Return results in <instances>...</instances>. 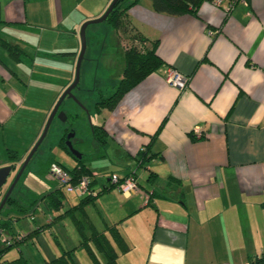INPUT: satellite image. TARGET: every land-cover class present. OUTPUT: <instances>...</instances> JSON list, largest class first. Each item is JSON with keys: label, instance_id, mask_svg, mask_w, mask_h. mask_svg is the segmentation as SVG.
<instances>
[{"label": "crops", "instance_id": "0c3cea01", "mask_svg": "<svg viewBox=\"0 0 264 264\" xmlns=\"http://www.w3.org/2000/svg\"><path fill=\"white\" fill-rule=\"evenodd\" d=\"M111 1L0 0L2 132L12 116L11 107H22L26 100L22 87L33 84L36 90L45 89L52 108L73 81L81 47L78 30L85 21L104 13ZM127 17L147 42H157L156 53L163 66L125 93L113 109L95 111L98 115L103 112L100 123L104 132L100 139L93 135L102 148L99 156L103 161L89 165L83 154L81 158L91 172L96 173V167L107 173L106 177L97 174L92 181V188L100 193L84 210L75 212L74 220L65 211L86 195L70 192L75 197L71 202L63 188L57 187L65 197L60 207L53 209L43 194L55 189L45 190L30 197L35 202L29 205L44 202L50 211L46 222L32 218L35 226L21 229L16 224L30 206L26 208V199L18 194L16 197L25 199L21 202L25 211L8 206L17 215L2 216L12 219L10 232H5L8 236L14 230L26 234L41 227L24 242L33 243L34 239L38 242L40 233L50 231L54 243L38 249L39 264L68 251L75 264H86V258L95 264L80 243L78 221L87 237L93 228L108 236L118 251V264H248L249 258L264 254V0H246L232 7L227 1L215 7L204 0L195 13L180 15L153 10L151 0H135ZM43 30H49L48 39L42 40ZM118 34L121 39L123 34ZM92 37L89 43L86 38L87 47L92 45L90 56L98 49L103 52L109 35L104 33L100 45L94 44ZM63 39L70 40L69 45H63ZM3 41L21 51L11 54ZM39 47L47 55L41 56L47 58L39 59L40 68L35 69L34 56L27 50ZM9 59L23 66L20 75L29 82L20 77ZM166 68L186 77V87L169 85ZM10 150L19 158L16 169L22 159L5 142L0 144V167L13 165ZM131 173H135L140 190L126 196L112 184L110 175ZM66 198L71 202L67 208L63 203ZM110 226L118 229L128 250L118 249ZM55 227L57 233L51 231ZM89 245L103 264V255L92 241ZM14 248L19 246L11 248L4 260L21 254L32 264L31 253L24 255L21 249L17 256L7 258Z\"/></svg>", "mask_w": 264, "mask_h": 264}, {"label": "rangeland", "instance_id": "374dc122", "mask_svg": "<svg viewBox=\"0 0 264 264\" xmlns=\"http://www.w3.org/2000/svg\"><path fill=\"white\" fill-rule=\"evenodd\" d=\"M40 30L42 29H39V31ZM109 30H112V28L109 27L106 22L90 24L88 26V29L86 31V38H88V43L93 39L92 34L95 37L94 44L100 45L102 43V40L104 39V33H108V41L103 48V52L98 49L94 52V56H90L92 55V45H88V47L86 46L87 51L84 54L85 58L80 68V81L78 86L79 88L75 89L73 92L76 98H66L61 105V108L68 111V113L72 115H78V117L70 116L68 121V125H71L75 129V135L72 138L73 143H71L75 150L84 155V159L89 165H98L103 161V157L101 155V152H103L102 148L95 141L90 128L91 124H98L101 122V117L103 114L102 112V114L98 115V113L95 112L94 103L100 100L102 97L110 95L115 90L116 85L120 79V72L122 70V56L120 55L119 51L115 49L114 44L116 42L115 39L111 37V34H109ZM40 33H44L42 40L44 38L48 39L49 30H43ZM79 33L80 29L77 32L78 37ZM49 40H53L52 37H50ZM120 40L122 42L123 48L135 47L142 51L144 50V48H148L143 47L144 45H141L139 42H132L129 37L124 35H122V38ZM61 42L63 45H66L70 42V40L63 39V41ZM27 51L28 53L32 54V56H34L33 61H35L36 63L35 69L40 68L41 61L39 59L47 58L41 56V54H44L45 56L47 55L44 52H41L40 47L37 50L30 49ZM92 57H94V60H90ZM9 61L12 67H14L20 75L19 67L23 68V66H18L15 61L11 59H9ZM27 61L30 63V59H27ZM106 63H114V66L112 68H107ZM22 75L23 73L20 75V77L23 78L25 82H29L28 77L24 76V78ZM32 85H29L27 89L22 87L23 90L21 92V95L28 101L25 100L22 104V107H17L16 105L11 107L10 110L12 111V116L8 120V123H6L4 128L2 129L3 132L0 130V142L2 143V145L5 142V145L7 147L18 151L20 159H22V161L26 159L33 145L39 138L38 137L36 139V135L39 132V127L44 121L45 113L50 109V106H48L51 101L50 93L45 89L36 90V88ZM4 87L8 88L9 86L5 84ZM62 134L63 124L57 118L53 119L45 138L29 160L26 168L24 169L21 177L17 182V186L13 195L20 194L24 196V198L26 199V201L24 202V206L26 208L30 206V208L26 211V215L21 217L19 223L16 224V228L18 229H21L22 227L26 228V225H29L30 228L35 226L32 218H35L37 222L43 224L44 222H46V217H48L50 214V211L48 210V207L44 202L40 203L39 201L34 206L29 205L27 201L29 199L31 200L30 197H34L37 194L44 192L45 190L48 191L49 189H55L61 186L65 191V194L68 196L67 198H69V200L70 198H75L73 196L74 194L67 192L65 186L63 187L62 182L53 174H51L49 170L50 162L54 159L58 160L68 168H71L75 162L74 159H72V157L69 155V153H67L61 146H59V140ZM99 153H101L100 156ZM20 167L21 166L17 164L16 171L13 170L11 172L10 176L7 179V182L3 185L1 192H6L8 190L11 184H9V182L13 181ZM94 169L97 170L96 173L100 177L107 176V173L102 172L104 170H99L96 167ZM1 196L2 195L0 194V201L2 200ZM67 198L63 201L65 208H67L71 202H75V200H70L71 202H69ZM59 212L60 211H58V213ZM116 212L117 211H115L112 215H116ZM6 213H11L10 216L17 215L16 213L10 211V208H8V206L2 210V216L6 215ZM67 222L68 221H64V223L69 224ZM56 229L57 228L55 227L51 231L56 232ZM57 231L62 232L61 229H58ZM53 243L54 241L52 240L51 232L46 230L45 232L39 234L38 242L37 239H34L33 243L31 241H28L27 243L20 244L19 248H14L10 253L7 254V258L17 256L19 253L18 249H21L24 255H28L29 253H31V257L33 258L32 260L30 259V261L32 264H39L40 258L38 257H41V250L38 249L45 250L46 247L48 248V246H52ZM82 254H84L85 258L86 253L83 251ZM236 254L238 255L239 253L236 252ZM85 260L86 264H92L89 259L86 258Z\"/></svg>", "mask_w": 264, "mask_h": 264}, {"label": "trees", "instance_id": "16d2710c", "mask_svg": "<svg viewBox=\"0 0 264 264\" xmlns=\"http://www.w3.org/2000/svg\"><path fill=\"white\" fill-rule=\"evenodd\" d=\"M203 1L204 0H151V4H152L153 10L157 12L166 13L170 15H180V14L187 13V12L195 13L196 8ZM134 3H135V0L134 1L119 0L115 4L114 8L110 11L106 20L103 21V22H106L107 25L112 28L109 34H111V37L115 39V42H116L114 44L115 49L118 50L120 55L122 56V70H121V78L115 90L110 95L106 97H102L100 100L94 103V109L96 112H100L102 109H108V110L113 109L125 93L133 89L148 74L158 70L159 68L163 66L162 59L156 53V43L157 42L156 41L147 42V38H145L137 30H135L131 26L130 21L128 20L127 10ZM118 33H121L124 36L129 37V39L132 42L134 41L139 42L141 45H144L143 47H148V48H144L143 51L135 47L123 48V45H122L121 40L119 39ZM3 45L13 55H18V52L21 51V49H19L16 45L11 44L9 42L3 41ZM106 66L107 68H112L114 66V63L112 64L106 63ZM72 116L78 117V115H72ZM91 125H92L91 129H92L93 135L97 139H100V135L104 132L103 125L101 123L91 124ZM63 139H64L63 137L60 138L59 146L67 150V148L63 144ZM8 153H9L8 154L9 158L13 160L12 164L15 165V163L19 161V158L16 155L17 153L11 150ZM67 153H69L72 159H74V161L76 162L75 165L69 169L61 164L71 174L72 176L71 183L77 184V182L80 179H82L83 177H87L90 179L89 186L92 188V184H93L92 181L94 180L93 172H91L89 168L85 166L82 158L81 159L75 158L69 151H67ZM140 155L143 156L144 152H141ZM53 162H57V161H53ZM57 163L59 164V162ZM131 174L135 176V173H131ZM112 175H116V174L110 175V181H112L111 180ZM116 176L118 177V179L123 178L118 175ZM63 186H66V185H63ZM92 189L96 192L95 195H86V197L80 199V202L78 204L67 209L65 211V215H70L75 220L76 219L74 217L75 212L84 210V208L88 204L94 201L95 199L94 197H97V195L100 193L96 189L94 188ZM43 196L46 197L43 199L46 200V204L48 205V207L53 208V209H58L62 203L61 199L65 197L62 189H55L51 192L43 194ZM24 200L25 199L20 196L18 197L11 196L7 199L2 210L6 208V206L14 205V207L17 208L19 212L25 211L24 207L21 204V202ZM34 202H35L34 200H31V201L28 200V203L30 204H34ZM10 221H12L11 218H8V219L2 218V211H1L0 228L4 229L5 231L7 230L8 232H10L8 230V227H10V224H11ZM77 228L80 232V237H81L80 243L82 246L86 248V251L88 252L89 256L92 258L95 264H100V263H99L98 258L96 257L95 251L89 245L90 241H92L94 248L103 255V258H104L103 264H118L117 263L118 251L112 245L107 235L93 228L91 235L87 237L79 221L77 222ZM41 229H42L41 227H38L32 232L26 233V234H20L16 230H14L11 232L10 236H8L6 233V235L11 241V245L0 248L1 263L2 264H30L27 261V259H25L21 254L18 257L14 259H10V260H6V259L4 260L3 256L11 248L18 247L20 244L27 241L33 233H37ZM108 229H109L110 236L113 242L117 245L118 249L120 251L128 250V245L125 243L118 229L115 226H110L108 227ZM19 236L21 237L18 238ZM43 264H75V262L72 258L71 251H68V252H63L60 256L52 260L45 261ZM248 264H264V254L249 258Z\"/></svg>", "mask_w": 264, "mask_h": 264}, {"label": "water", "instance_id": "95a60500", "mask_svg": "<svg viewBox=\"0 0 264 264\" xmlns=\"http://www.w3.org/2000/svg\"><path fill=\"white\" fill-rule=\"evenodd\" d=\"M119 0H112L111 3L109 4L108 8L105 10V12L98 18L92 19V20H88L85 21L81 28H80V52L78 54L77 60H76V65H75V71H74V78L72 83L62 92L61 96L59 97V99L57 100V102L55 103L52 111L50 112L45 126L43 128V131L41 133V135L39 136L38 140L36 141V143L33 145L32 149L30 150L28 156L26 157V159L24 160V162L22 163L20 169L18 170L15 178L13 179L11 185L9 186L8 190L6 191L4 197L2 198V200L0 201V213L2 211V208L4 207L8 197L10 196L12 190L14 189L15 185L17 184L19 178L21 177V174L23 173L24 169L26 168L29 160L31 159V157L33 156V154L35 153V151L37 150V148L39 147V145L42 143L43 139L45 138L47 131L49 129V126L52 122V120L55 117V114L59 108V106L61 105V103L63 102V100L65 99V97L69 96V97H73L72 95V90L78 85L79 81H80V68H81V64L84 58V54L86 51V46H87V39H86V28L88 25L90 24H95V23H101L103 21L106 20L107 16L109 15L110 11L114 8L115 4L118 2ZM61 120H65L66 119V115L63 111H60L57 115ZM75 135V132H71L70 134H68L67 136V143L66 145L68 146L71 154L78 159H81V154L79 153V151L75 150L70 142V139ZM14 170V167L12 165H6V166H2L0 167V190L3 187V185L6 183L7 178L9 177V175L11 174V172Z\"/></svg>", "mask_w": 264, "mask_h": 264}, {"label": "built area", "instance_id": "2783aa9c", "mask_svg": "<svg viewBox=\"0 0 264 264\" xmlns=\"http://www.w3.org/2000/svg\"><path fill=\"white\" fill-rule=\"evenodd\" d=\"M224 1H227L232 7L238 2H245L246 0H211V4L215 7H220ZM165 80L169 85L180 89L185 88L187 85V78L172 68L165 69ZM49 170L51 174L62 182L63 185H66L65 188L67 192H78L85 195L96 194V192L89 186V178L83 177L77 182V184H72L71 174L57 162L50 163ZM96 175L97 173H93V177ZM111 180V182L126 196H131L140 190L137 180L133 174H129L121 179H118L116 175H112ZM20 237L21 236L18 238ZM9 245H11L10 239L6 235L5 230L0 228V248ZM0 264H2L1 260Z\"/></svg>", "mask_w": 264, "mask_h": 264}, {"label": "flooded vegetation", "instance_id": "af4514ba", "mask_svg": "<svg viewBox=\"0 0 264 264\" xmlns=\"http://www.w3.org/2000/svg\"><path fill=\"white\" fill-rule=\"evenodd\" d=\"M72 83V82H71ZM70 83V84H71ZM70 84H68L63 90H62V92L70 85ZM79 85H77L71 92H72V95H73V97H69V96H67V97H65V99L66 98H76L75 97V95H74V90L75 89H78L79 87H78ZM62 92L60 93V95H59V97L61 96V94H62ZM59 97H58V99H59ZM57 99V100H58ZM64 99V100H65ZM57 100L55 101V103L57 102ZM63 100V101H64ZM55 103L53 104V106H52V108L50 109V111H49V113H48V116H49V114H50V112L52 111V109H53V107H54V105H55ZM63 103V102H62ZM62 103H61V105H62ZM61 105L59 106V108H58V110H57V112H56V114H55V117H54V119L55 118H57L62 124H63V134H62V136H61V138L63 137L64 139H63V144L65 145V147L67 148V150H65L66 152L67 151H69L70 152V150H69V148H68V146L66 145V143H67V141H68V139H67V136H68V134H70L71 132H75V129L71 126V125H68V121H69V118H70V116H72V114H70V113H68V111H66L65 109H63V108H61ZM60 111H63L64 113H65V115H66V119L63 121V120H61L57 115H58V113L60 112ZM74 115H76V114H74ZM88 115H89V113H88ZM48 118V117H47ZM47 120V119H46ZM90 120V119H89ZM91 122V121H90ZM46 123V122H45ZM44 126H45V124H44ZM44 126H43V128H44ZM91 127H92V125H91ZM90 127V128H91ZM42 131H43V129H42ZM91 131H92V129H91ZM42 133V132H41ZM93 133V132H92ZM41 135V134H40ZM73 138V137H72ZM72 138L70 139V142H72L73 143V141H72ZM38 140V139H37ZM71 143V144H72ZM71 153V152H70ZM24 161H22L19 165L21 166L22 165V163H23ZM60 165H61V163H59ZM13 167H14V169H15V167H16V164L15 165H12ZM62 166V165H61ZM63 167V166H62ZM64 168V167H63ZM65 169V168H64ZM18 170V169H17ZM15 171H16V169H15ZM11 181V180H10ZM10 183H12V182H9V184ZM8 184V185H9ZM7 185V186H8ZM11 185V184H10ZM16 186H17V184L15 185V187H14V189L12 190V192H11V194H10V196L9 197H11V196H17L18 194H14L13 195V193H14V191H15V188H16ZM2 189V188H1ZM7 190V189H6ZM5 191H3V192H1V190H0V194L2 195L1 196V198H3L4 197V195H5ZM8 197V198H9Z\"/></svg>", "mask_w": 264, "mask_h": 264}]
</instances>
